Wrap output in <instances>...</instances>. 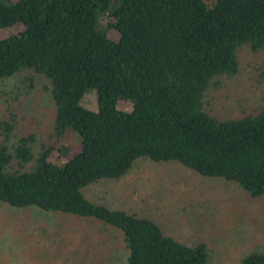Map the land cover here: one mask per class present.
I'll list each match as a JSON object with an SVG mask.
<instances>
[{"label": "trees", "instance_id": "1", "mask_svg": "<svg viewBox=\"0 0 264 264\" xmlns=\"http://www.w3.org/2000/svg\"><path fill=\"white\" fill-rule=\"evenodd\" d=\"M16 24L24 28L0 38V81L27 72L29 94L36 76L47 79L55 139L36 148L15 113L0 117V204L119 230L118 264H209L207 243L180 241L85 189L151 159L264 197V104L241 117L206 107L221 78L240 72L242 49H264V0H0V30ZM238 264H264V250Z\"/></svg>", "mask_w": 264, "mask_h": 264}, {"label": "rangeland", "instance_id": "2", "mask_svg": "<svg viewBox=\"0 0 264 264\" xmlns=\"http://www.w3.org/2000/svg\"><path fill=\"white\" fill-rule=\"evenodd\" d=\"M23 28L16 24L0 30V38ZM109 34L119 37L112 29ZM240 62V72L221 78L222 85L208 94L206 107L218 117H241L264 104V49L244 47ZM27 75L0 81V117L15 113L17 132L35 133L37 148L55 139L51 135L55 106L43 76H36L35 87L25 93L20 86ZM86 102L97 108L95 94ZM120 106L132 105L123 100ZM53 156L55 162L62 160ZM85 194L154 219L180 241L207 243L209 264H238L254 248L264 250V197L251 198L236 183L202 176L178 163L138 159L122 179L101 180L88 186ZM126 252L120 231L93 219L0 204V264H118Z\"/></svg>", "mask_w": 264, "mask_h": 264}]
</instances>
